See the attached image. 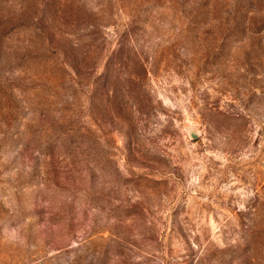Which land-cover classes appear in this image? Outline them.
<instances>
[{"label":"rangeland","instance_id":"rangeland-1","mask_svg":"<svg viewBox=\"0 0 264 264\" xmlns=\"http://www.w3.org/2000/svg\"><path fill=\"white\" fill-rule=\"evenodd\" d=\"M42 1L0 0V264H264V0Z\"/></svg>","mask_w":264,"mask_h":264},{"label":"trees","instance_id":"trees-1","mask_svg":"<svg viewBox=\"0 0 264 264\" xmlns=\"http://www.w3.org/2000/svg\"><path fill=\"white\" fill-rule=\"evenodd\" d=\"M66 0H43L42 5H39L38 13L32 14L30 17V24H34L40 28L38 37H42L43 35H47L50 33L52 36H56V33L59 32L60 38L64 39V36L72 37V28L76 27L75 24V16L70 14L69 12H64L63 7L68 6ZM89 21L90 18L87 17ZM91 23H93L91 21ZM88 26L84 30H80L82 32V36L91 32L94 29V25L87 24ZM92 25V26H91ZM96 32H92L87 36H93ZM78 42L81 40L76 39Z\"/></svg>","mask_w":264,"mask_h":264}]
</instances>
